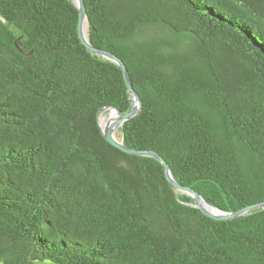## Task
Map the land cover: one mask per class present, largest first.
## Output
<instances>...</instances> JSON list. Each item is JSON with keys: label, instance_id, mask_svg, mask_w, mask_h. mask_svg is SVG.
<instances>
[{"label": "trees", "instance_id": "1", "mask_svg": "<svg viewBox=\"0 0 264 264\" xmlns=\"http://www.w3.org/2000/svg\"><path fill=\"white\" fill-rule=\"evenodd\" d=\"M83 1L142 103L123 144L221 212L264 202V0ZM77 26L72 0H0V264H264V209L209 218L104 140L131 101Z\"/></svg>", "mask_w": 264, "mask_h": 264}, {"label": "water", "instance_id": "2", "mask_svg": "<svg viewBox=\"0 0 264 264\" xmlns=\"http://www.w3.org/2000/svg\"><path fill=\"white\" fill-rule=\"evenodd\" d=\"M72 2L78 10L77 31H78V37L80 39V42L82 43L84 47H86V49L91 54L100 56L118 65V67L120 68L122 72L123 79H124L126 88L129 93V98L131 101V109L127 113H123L121 110H119L116 107H111V109L115 110L116 113L118 114V118H117L118 122L116 124H111L108 122L102 126L100 123L99 116L105 109H108L110 107L103 108L99 111L97 122H98L100 133L103 136L104 140L108 144H110L111 146H113L114 148L118 149L119 151L125 154L133 155V156H148V157H152L158 160L164 167L165 176L171 188L177 192H180L182 194H187L188 196L193 198L194 207L200 210L205 216L209 218H212L214 220L227 221V220H231L233 218L242 216L252 210L264 209V202H262V203H258L252 206H248L246 208H243L231 214L221 212L220 210L214 208L207 200H205L199 193H197L193 189L189 187L181 186L178 183H176L174 178L172 177L169 166L158 154L154 153L153 151H137V150L128 148L123 144L122 141H119L118 139H116L114 135L115 128L119 126L122 127L126 121L134 118L140 111L142 103H141L139 96L136 94V92L132 88V84L130 83V78H129L128 71L126 69L124 62L119 57H117L116 55L110 52L95 48L93 45H91L88 38L85 37L84 21L87 20L88 22V17H87L85 6H84V1L83 0H72Z\"/></svg>", "mask_w": 264, "mask_h": 264}, {"label": "rangeland", "instance_id": "3", "mask_svg": "<svg viewBox=\"0 0 264 264\" xmlns=\"http://www.w3.org/2000/svg\"><path fill=\"white\" fill-rule=\"evenodd\" d=\"M139 35H140L139 36L140 38L148 37V36H152V35L161 36V37H169V34L165 30H159V29H143ZM102 117H105L107 119H112V117H114L113 121H116V119L118 118V114L116 113L115 110H113L111 108H108V109H105L100 114L99 118L101 119ZM107 121H111V120H107ZM105 123H106V121L102 122V126ZM114 135H115L116 139L121 141V136L122 135H121V127L120 126L115 128ZM39 264H44V263H39Z\"/></svg>", "mask_w": 264, "mask_h": 264}, {"label": "bare ground", "instance_id": "4", "mask_svg": "<svg viewBox=\"0 0 264 264\" xmlns=\"http://www.w3.org/2000/svg\"><path fill=\"white\" fill-rule=\"evenodd\" d=\"M87 28H88L87 20H85V21H84V35H85L86 38H88ZM113 118H114V117H112V119H107V118H105V117H102V118L100 119V123H101V125H102V122H105V121H106V123L109 122V123L113 124V123L115 122L114 124H116V123L118 122V120L116 119V121H113ZM107 120H111V121H107ZM106 123H105V124H106ZM105 124H104V125H105Z\"/></svg>", "mask_w": 264, "mask_h": 264}]
</instances>
